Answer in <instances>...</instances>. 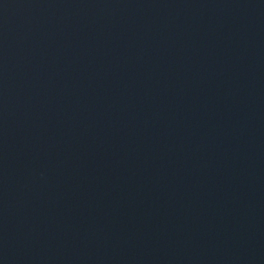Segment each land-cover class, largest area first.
I'll return each mask as SVG.
<instances>
[{"label":"water","instance_id":"1","mask_svg":"<svg viewBox=\"0 0 264 264\" xmlns=\"http://www.w3.org/2000/svg\"><path fill=\"white\" fill-rule=\"evenodd\" d=\"M0 264H264V0H0Z\"/></svg>","mask_w":264,"mask_h":264}]
</instances>
